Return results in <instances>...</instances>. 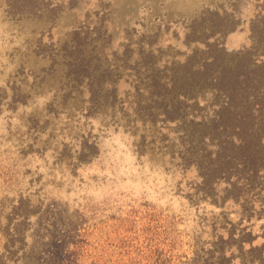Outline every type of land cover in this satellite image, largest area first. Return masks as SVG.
Returning a JSON list of instances; mask_svg holds the SVG:
<instances>
[{"label": "rangeland", "instance_id": "374dc122", "mask_svg": "<svg viewBox=\"0 0 264 264\" xmlns=\"http://www.w3.org/2000/svg\"><path fill=\"white\" fill-rule=\"evenodd\" d=\"M252 18L264 0H0V264H264V172L205 184L184 154L213 92L171 89Z\"/></svg>", "mask_w": 264, "mask_h": 264}, {"label": "trees", "instance_id": "16d2710c", "mask_svg": "<svg viewBox=\"0 0 264 264\" xmlns=\"http://www.w3.org/2000/svg\"><path fill=\"white\" fill-rule=\"evenodd\" d=\"M257 23L256 18L250 19L252 43L248 48L227 53L214 46L209 61L195 66L187 60L172 78L171 89L182 88L186 93L207 85L213 92L211 112L193 122L188 133L190 146L184 154L209 187L219 177L235 178L230 189L243 187L244 181L254 185L264 172V62L257 64L254 59L257 52L264 53V29ZM216 25L218 29L212 32L225 37L236 29L237 22L226 23L222 18L213 23ZM170 100L164 95L166 106L174 108ZM240 180L242 186L237 184Z\"/></svg>", "mask_w": 264, "mask_h": 264}]
</instances>
